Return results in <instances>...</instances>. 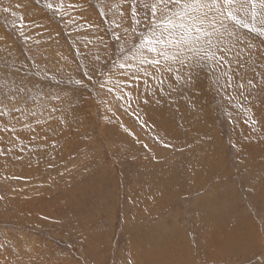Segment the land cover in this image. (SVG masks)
Wrapping results in <instances>:
<instances>
[{
  "label": "rangeland",
  "instance_id": "374dc122",
  "mask_svg": "<svg viewBox=\"0 0 264 264\" xmlns=\"http://www.w3.org/2000/svg\"><path fill=\"white\" fill-rule=\"evenodd\" d=\"M49 2L58 0H0V100L9 104H0L7 113L0 115V264H169V239L188 244L179 263L264 264V138L251 149L235 119L248 108L264 112V94L225 90L206 63L173 65L179 82L167 71L129 81L118 67L124 41L114 31L121 30L112 13L101 15L106 0H64L61 14ZM249 36L256 48L244 71L251 77L252 61L264 71L257 52L264 38ZM157 82L167 83L176 125L190 132L180 147L145 126L153 113L144 99ZM9 96L23 112L9 110ZM158 116L168 117L165 109ZM192 167L203 169L198 180L181 185ZM155 169L173 179L152 195ZM214 213L239 228L229 235L240 237L241 250L220 260L194 245ZM159 251L161 259H140Z\"/></svg>",
  "mask_w": 264,
  "mask_h": 264
},
{
  "label": "snow or ice",
  "instance_id": "6c2138e0",
  "mask_svg": "<svg viewBox=\"0 0 264 264\" xmlns=\"http://www.w3.org/2000/svg\"><path fill=\"white\" fill-rule=\"evenodd\" d=\"M46 6L54 14L65 10L64 0L49 2ZM20 7L22 5H16ZM3 11L9 13L10 8L4 7ZM109 12L114 17L112 25L121 30L114 31L116 39L124 41L120 48L122 62L118 67L124 70L122 75L128 76L129 81H139L142 76L155 77L156 73L167 71L175 72V80L179 82L184 77L173 65L183 68L190 67L193 62L206 63L218 80L224 78L222 87L225 90L233 87V80H236L241 94L257 88L264 94V71L256 70V61H252L251 77L244 71L256 48L249 34L264 38V0H106L101 15L107 16ZM19 20L18 26L22 29L25 27L22 15ZM130 38H133L132 46L126 49ZM261 43L264 44V39ZM257 52L264 66V49H257ZM144 82L147 84L146 79ZM108 90L112 92L113 88ZM127 95L131 97L130 93ZM5 99L12 104L10 111L23 112L14 103L16 96ZM0 104L4 109L9 107L4 100H0ZM5 114L0 109V115ZM250 120L252 125L258 123L254 118Z\"/></svg>",
  "mask_w": 264,
  "mask_h": 264
},
{
  "label": "bare ground",
  "instance_id": "6f19581e",
  "mask_svg": "<svg viewBox=\"0 0 264 264\" xmlns=\"http://www.w3.org/2000/svg\"><path fill=\"white\" fill-rule=\"evenodd\" d=\"M160 81V80H159ZM217 81L219 82V85L222 87V85L225 83V80L223 77H220L219 80L217 79ZM170 83V81H168ZM236 80H233V87L228 88L230 90L234 89L235 85H236ZM169 85V84H168ZM218 85V84H217ZM167 83H165L163 86L161 84H158L155 87V91H153V93L146 97L144 99V101H147L148 103V107H143V108H147L150 109L151 112L153 113V115H150L147 118V121H145V126H155L156 130H162L163 133L167 136V138H169V140L172 141V143L175 146H182L183 143L188 139V137L186 139H184L182 136H190V132L189 131H185V130H181L175 122V114H176V110L173 108L174 102L172 101V103L170 104V99H168V91L166 89ZM219 86V87H220ZM163 87V88H162ZM162 88V89H161ZM161 89V90H160ZM231 95V94H230ZM171 98V97H170ZM170 107H169V106ZM252 105V104H251ZM250 106V104H249ZM251 107V106H250ZM255 107V106H254ZM165 109L166 110V116H168L165 119H162L161 117L158 116L157 117V113L159 110ZM146 111V109H145ZM142 115V113H139ZM251 118H254L258 121V123L256 125H252L251 124ZM235 119L240 123V120L242 119V130H238V132H243L244 135L245 133H247V137L249 138V144H250V148L252 149V147H254V145H257V141L262 140L264 138V112H261V108L257 107L255 109L253 108H248L245 109L244 111H239V113H236L235 115ZM238 126V125H237ZM239 129V128H238ZM241 129V128H240ZM237 130V128H236ZM241 133V134H243ZM190 138V137H189ZM258 141V142H259ZM264 141V139H263ZM262 141V142H263ZM259 144V143H258ZM264 144V142H263ZM260 145V144H259ZM258 145V146H259ZM6 147V146H4ZM256 147V146H255ZM254 147V148H255ZM2 149H6V148H1ZM198 167V166H196ZM196 167H192L189 171H187V169H185V173L182 174V178H181V185H183V183L186 182H190L191 180H198L197 177L198 176V171H202L203 169L201 168H196ZM162 169V168H161ZM165 169V168H163ZM162 169V170H163ZM178 169V168H177ZM168 170V169H167ZM170 172L169 175L171 176H175L176 175V169L175 168H170L169 170ZM167 171V172H168ZM147 172V171H146ZM166 172V173H167ZM198 173V174H197ZM146 175V173H144ZM163 174V173H162ZM179 174V173H178ZM201 174V173H200ZM164 175V174H163ZM167 173V178H163L162 176H159V172L158 169H155L154 171L151 172V174H148V178H150V180L148 181L147 185L150 186L151 188H153L152 191V195L156 193H159L158 188L160 190H166L169 188V184H167V181L169 179H173L171 176H169ZM177 177V176H176ZM179 178V177H178ZM188 178L190 179V181L188 180ZM154 179H156L155 183H154ZM158 179L160 180V182L158 181ZM175 179V178H174ZM164 182H163V181ZM162 181V182H161ZM137 182V181H136ZM193 182V181H192ZM196 182V181H195ZM140 183V181H139ZM146 184V183H145ZM144 184V185H145ZM142 186V185H141ZM175 186V185H174ZM140 187V186H138ZM135 188V187H134ZM188 188V187H187ZM198 188H200V184L196 186V188L194 187L193 190H197ZM144 189V188H143ZM175 190V189H174ZM138 191L140 192V198L142 197V189L140 187V189H138ZM176 191V190H175ZM180 191V190H179ZM135 192V191H134ZM132 192V193H134ZM149 193V192H148ZM156 193V194H157ZM133 195V194H132ZM138 196V195H137ZM155 197H157V195H154ZM136 197V196H135ZM133 197V199L135 198ZM138 198V197H137ZM136 199V198H135ZM165 199V198H164ZM154 200V199H153ZM152 200V201H153ZM135 201V200H134ZM164 201V200H163ZM151 202V201H150ZM148 201H143L142 203L144 204L142 207L143 209H147L151 206V203ZM162 202V201H161ZM134 205V204H133ZM138 206V205H137ZM152 209V208H151ZM150 210V208H149ZM148 210V211H149ZM138 212H142V208L138 210ZM150 213H152L151 211H149ZM138 215V213L136 214ZM156 215V214H155ZM137 217V216H136ZM241 218V217H240ZM139 222V221H138ZM241 224V223H240ZM169 226V225H168ZM167 226V227H168ZM160 228V227H159ZM207 228V227H206ZM209 228L211 230H209ZM231 228H235L236 230H239L238 228V224L236 222V220H232V219H221L220 215L218 214H212L211 215V221H210V225L208 227V229L199 233V238L197 239L196 242H194V245L196 246L195 249L203 252V255L206 259L209 260H220L221 256L226 252L228 253L229 251L231 252H235L237 253L238 251H240L241 249L238 248L237 243L239 242L240 237L236 236V238L232 237L231 235H229L231 232ZM174 229V228H173ZM164 230V229H163ZM169 230V229H168ZM214 232H213V231ZM213 232V233H212ZM227 232V234L224 236V233ZM150 233V232H149ZM148 233V234H149ZM154 233V231L152 232ZM169 233V231H168ZM215 233V236H214ZM151 236V235H150ZM154 236V235H153ZM146 238V237H145ZM152 239V238H151ZM234 239L235 243H231ZM183 241V240H182ZM169 239L168 243V249H167V255L168 257L170 256V260H169V264H183L182 261H180L179 263V259L182 257H180L183 254H187L186 251L183 250L184 247H188V244H184L183 243ZM186 241V238H185ZM149 242V241H146ZM153 243V241H152ZM146 244V243H145ZM147 245V244H146ZM193 245V246H194ZM252 245V244H251ZM142 247V246H141ZM146 248V247H145ZM175 248V249H174ZM211 248H214L213 250ZM148 250V249H147ZM150 250V249H149ZM155 251V250H154ZM145 252V251H144ZM150 252V251H149ZM152 252V251H151ZM163 251H159L158 255H152L149 254L147 256H140V259L144 258V259H149V262L153 259H161L163 257V253H161ZM146 253V252H145ZM165 253V254H166ZM129 254H131L129 252ZM154 254V253H153ZM133 255V253H132ZM131 255V256H132ZM146 255V254H144ZM152 256H156L152 257ZM184 256V255H183ZM131 258V257H130ZM134 258V257H133ZM132 258V259H133ZM136 258V257H135ZM184 259V258H183ZM224 259V258H223ZM135 261H138V258L135 259ZM163 262V261H162ZM141 263V262H140ZM164 263V262H163ZM167 263V262H166ZM132 264V263H131ZM134 264V263H133ZM156 264V263H155Z\"/></svg>",
  "mask_w": 264,
  "mask_h": 264
}]
</instances>
